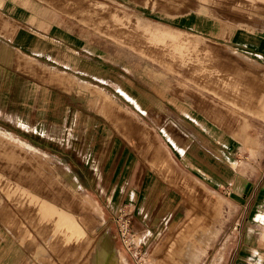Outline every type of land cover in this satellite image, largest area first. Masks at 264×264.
<instances>
[{"label":"rangeland","instance_id":"374dc122","mask_svg":"<svg viewBox=\"0 0 264 264\" xmlns=\"http://www.w3.org/2000/svg\"><path fill=\"white\" fill-rule=\"evenodd\" d=\"M208 21L222 33L201 30ZM169 30L210 39V76L171 48L185 37ZM17 52L67 78H40L43 67ZM258 89L264 0H0V264H91L98 241L124 264H165L164 250L191 233L194 264H208L209 240L233 205L224 184L188 169L228 183L222 165L264 167V107L244 94ZM16 107L24 118L8 119ZM42 201L77 218L86 238L56 234Z\"/></svg>","mask_w":264,"mask_h":264},{"label":"crops","instance_id":"0c3cea01","mask_svg":"<svg viewBox=\"0 0 264 264\" xmlns=\"http://www.w3.org/2000/svg\"><path fill=\"white\" fill-rule=\"evenodd\" d=\"M18 49L24 52L22 47ZM5 89V102L15 106L18 100L15 102L10 99L12 92L9 86ZM16 109L18 113L14 116L13 112L5 110L8 119L24 118L22 110L17 107ZM257 163L252 160L241 165H222L229 184L220 180V173H211L207 179L194 169H188L194 179L198 177L215 189L224 184L220 188L233 205L225 210L223 223L217 225L214 236L209 240L206 255L208 264H264V167H259ZM177 166L180 170L186 168L178 163Z\"/></svg>","mask_w":264,"mask_h":264},{"label":"bare ground","instance_id":"6f19581e","mask_svg":"<svg viewBox=\"0 0 264 264\" xmlns=\"http://www.w3.org/2000/svg\"><path fill=\"white\" fill-rule=\"evenodd\" d=\"M198 15L199 16H205L206 15L205 10L201 9L199 11ZM221 29H222V27L220 24H218V22L208 21V23H206L204 28H202L201 30H205L206 32L210 31L211 33L213 31H215V32L220 31V33H222ZM169 33L184 35L185 38L183 40L172 38L171 39L172 44H169V45L172 46L171 48L174 51H178V52L182 51V52L190 55L191 58L190 57L189 58L193 61L194 73H199V74L201 73V75H200L201 77L210 76V73L203 74V72H202L203 69L205 68V64H207V62L209 63V61H210L208 59L209 58V51H208L207 47H205L203 45H207L205 42H207L206 40L210 41V39L203 37L199 34H191L188 36L187 32H183L180 30L179 31L178 30H169ZM160 40L161 39H159V37H153L149 41V44H150L149 47L154 46V48H153L154 52H157V50H158L157 47L159 46L158 44L161 42ZM232 49L238 57L245 58L246 61H248L250 63H254L256 65L258 64V60L256 58L250 57V56L244 54L240 50H236L237 48L236 49L232 48ZM17 53L19 54L18 55V59H19L18 61L20 63H24L27 67H31L32 69L36 65H40L41 67H43V68H39V72H36V75H38L40 78H43L44 80H48V81H59L62 79V77L64 75H66V78H67V74H63L60 71H58L57 69L53 70L50 67H48L47 65L41 64L36 59L31 58L30 56H28L24 53H21V52H17ZM171 54L172 53H169V56H171ZM215 70H217V69H215ZM216 72H218V71H216ZM69 76L71 78H74V76H72V75H69ZM252 78H255V77H252ZM226 79H223L222 81H225ZM255 80L253 81V83H255ZM95 90L98 94H100L102 96L103 95L107 96L104 92H102V90H100L98 88ZM258 90H260V91L255 92V90H252V92H248V91L244 92V94L249 95V96L245 95L249 99L247 102L249 107L251 106V104L254 105L255 103H260L261 105L263 104V107H264V90H261V89H258ZM255 93H256V98H255V102H254L252 100V96L255 95ZM104 98H109V97H104ZM113 101L116 103L117 107H119L123 111H126V114H128L129 116L136 119L135 115H133L132 113H129L125 109V107H123L119 102H117L115 99ZM115 119H118V118H114V120ZM154 153L158 156L161 155L160 148L157 146V144H156V151L154 150ZM162 163H163V161H162ZM32 199H33L32 197L29 198L30 202L33 201ZM41 200H43V199H41ZM37 201H38V199H37ZM44 201H45V199H44ZM49 202H51V201H49ZM211 203L216 204L217 202L213 201ZM36 205H37V208H38V211H39L41 218L45 219V220L52 219L53 231L56 234L59 233V234L63 235L65 240L68 241V240H78L81 238H84V239L86 238L87 232H85L82 229V226L81 227L79 226V221L77 220V218L72 216V214H69L66 211L59 210L58 206H56L58 210L55 208L56 210L54 212H52L50 210L49 206L46 203H44L43 201H42V203L38 202ZM53 207H55V206H53ZM8 218H10V216H8ZM11 219H13V218L11 217L10 220ZM96 228H97V230L103 228L102 222L100 224L98 223L96 225ZM194 237H195L194 233H191V234L186 236L185 240L177 242V247L174 244L172 246V248H168L166 251L164 250V258L166 260L165 264H194L196 261V258L198 256V253H199L198 248L194 245V242L191 241V239ZM89 243H90V240L88 238L84 249L88 248ZM97 246H98L99 250L97 248L93 252V254L90 258L91 264H124L122 259L120 260V258L118 257V255L116 254L115 251L114 252L109 251L106 244L98 241ZM160 250H163V249L160 248Z\"/></svg>","mask_w":264,"mask_h":264}]
</instances>
